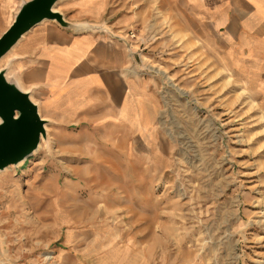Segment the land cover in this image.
Here are the masks:
<instances>
[{
    "label": "rangeland",
    "instance_id": "rangeland-1",
    "mask_svg": "<svg viewBox=\"0 0 264 264\" xmlns=\"http://www.w3.org/2000/svg\"><path fill=\"white\" fill-rule=\"evenodd\" d=\"M162 6L61 0L64 20L86 28L34 27L119 43L134 83L128 114L46 117L34 153L0 171V264L85 263L104 245L126 264H264V108L186 15ZM25 43L0 71L38 107L46 90Z\"/></svg>",
    "mask_w": 264,
    "mask_h": 264
},
{
    "label": "crops",
    "instance_id": "crops-1",
    "mask_svg": "<svg viewBox=\"0 0 264 264\" xmlns=\"http://www.w3.org/2000/svg\"><path fill=\"white\" fill-rule=\"evenodd\" d=\"M27 1L0 0V36ZM162 3V8L172 10L174 15V11L186 15L190 33L226 63L264 108V0H162ZM34 27L19 41L26 42L36 64L35 73L42 75L35 82L46 90L38 104L41 118L59 115L63 122L77 118L96 121L128 114L126 98L134 79L124 81L122 75L130 55L119 43L53 26ZM129 114L132 119L142 121L149 116V110L135 109ZM109 246L85 250L81 256L85 263L78 260L79 264H111L107 261L113 260V256L115 264H126L124 249L111 255ZM139 256L137 264H143V257ZM144 264H148L147 259Z\"/></svg>",
    "mask_w": 264,
    "mask_h": 264
},
{
    "label": "water",
    "instance_id": "water-1",
    "mask_svg": "<svg viewBox=\"0 0 264 264\" xmlns=\"http://www.w3.org/2000/svg\"><path fill=\"white\" fill-rule=\"evenodd\" d=\"M60 0H29L23 2L12 24L0 36V59L34 26L55 21L60 27L77 32L85 24H71L54 10ZM46 121L40 117L37 105L27 92L0 71V171L16 166L37 149L45 137Z\"/></svg>",
    "mask_w": 264,
    "mask_h": 264
},
{
    "label": "bare ground",
    "instance_id": "bare-ground-1",
    "mask_svg": "<svg viewBox=\"0 0 264 264\" xmlns=\"http://www.w3.org/2000/svg\"><path fill=\"white\" fill-rule=\"evenodd\" d=\"M60 1H61V0H60ZM60 1H59V2H60ZM59 2H58V3H59ZM58 3H56V5L54 6V10H55V11H57V4H58ZM96 38H97V37H96ZM6 55H7V54H6ZM4 57H5V56H3V57L0 59V63H1V61L4 59ZM10 73H12V72L9 71V72H7V74H5V78H6V79H7L8 75H10ZM15 81H16V82H15V85H16L21 91H24V92H25V89H23V88L20 86L19 82H18L16 79H15ZM85 85H86V84H85ZM83 86H84V85H83ZM70 88H71V86H70ZM82 89H83V88H82ZM88 89H89V88H88ZM68 90H69V89H68ZM76 90H77V89H76ZM76 90H75V92H76ZM79 90H80V89H79ZM85 90H86V89H85ZM77 91H78V90H77ZM109 91H110V90H109ZM72 92H73V91H72ZM72 92H71V93H72ZM69 93H70V92H68L67 94H69ZM72 95H73V94H72ZM76 95H77V94H76ZM70 96H71V95H70ZM70 96H69V97L67 96V97L70 99ZM30 99H31L32 102H34V101L32 100V98H31V96H30ZM34 103H35V102H34ZM52 104H53V103H52ZM52 106H53V105H52ZM85 106H87V105H85ZM82 108H83V107H82ZM142 111H143V110H142ZM38 112H39V109H38ZM142 113H143V112H142ZM142 113H141V114H142ZM142 116H143V115H142ZM146 116H147V115H146ZM145 118H147V117H145ZM142 119H143V118H142ZM143 120H144V119H143ZM143 120H142V121H143ZM146 121H147V120H145V122H146ZM44 128H45V131H46V127H44ZM182 256H183V255H182ZM183 259H184V258H183Z\"/></svg>",
    "mask_w": 264,
    "mask_h": 264
},
{
    "label": "built area",
    "instance_id": "built-area-1",
    "mask_svg": "<svg viewBox=\"0 0 264 264\" xmlns=\"http://www.w3.org/2000/svg\"><path fill=\"white\" fill-rule=\"evenodd\" d=\"M130 37L132 38V37H133V35H130Z\"/></svg>",
    "mask_w": 264,
    "mask_h": 264
}]
</instances>
